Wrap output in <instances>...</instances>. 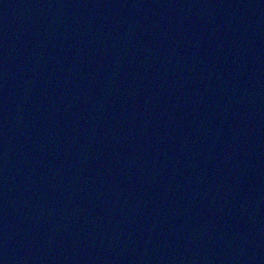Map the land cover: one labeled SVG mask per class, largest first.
I'll use <instances>...</instances> for the list:
<instances>
[{
	"label": "water",
	"instance_id": "water-1",
	"mask_svg": "<svg viewBox=\"0 0 264 264\" xmlns=\"http://www.w3.org/2000/svg\"><path fill=\"white\" fill-rule=\"evenodd\" d=\"M0 264H264V0H0Z\"/></svg>",
	"mask_w": 264,
	"mask_h": 264
}]
</instances>
